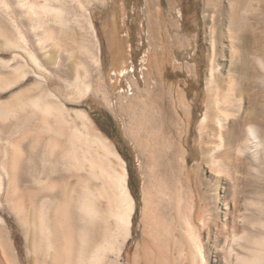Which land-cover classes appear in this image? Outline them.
Instances as JSON below:
<instances>
[{"label":"rangeland","instance_id":"obj_1","mask_svg":"<svg viewBox=\"0 0 264 264\" xmlns=\"http://www.w3.org/2000/svg\"><path fill=\"white\" fill-rule=\"evenodd\" d=\"M229 2L192 0L191 7H183V0H150L149 7L166 18L156 30L159 39L162 35L166 41L180 40L164 59L162 73L168 82L180 85L190 105L191 126L184 139L187 166L201 167L210 189L211 162H205L207 145L200 122L219 81L238 75L237 53L243 37L251 31L240 15L230 17ZM61 6L66 9L68 27L51 23L54 33L49 42L42 39L44 28L30 24L36 16L20 0H0V264H54L55 253L63 258L60 246L65 236H72L71 252L84 247V264H88L94 248L99 246L103 249L98 256L101 264H134L136 258L138 264H146L141 253L151 235L160 239L166 263L189 264L181 238L171 231L175 226L172 213L155 219L149 214L146 221L144 218L146 175L129 107L137 94V82L143 88L144 73L149 71L152 45L147 0H62ZM107 23L114 32L115 47L106 38ZM257 31L254 33L258 34ZM38 48L42 56L36 54ZM262 49L253 45L249 58L260 72L255 85L262 96L258 101L262 117L257 122L260 121L264 136V69L259 63L261 58L264 62ZM31 52L44 70H38L32 55H28ZM117 53L119 58L112 62ZM47 56L53 57V62L45 61ZM63 60L74 66L75 73L72 77L60 75L59 79L54 70ZM53 79L62 80V89L51 84ZM150 81L153 88L157 82L155 74ZM86 86L92 90L100 87L101 92H87ZM39 96L52 105L49 113L31 103ZM101 112L119 124L122 141L102 130L98 122ZM94 132L107 138L126 163L127 185L135 200L132 226L127 234L117 232L115 219L108 211L114 188L106 176L96 174L91 167L97 164L109 172L113 161L94 140ZM127 148L132 155L131 164L126 159ZM130 166L138 178L135 189L131 188ZM253 170L254 166L252 174L264 190V153L261 168ZM55 176L60 178L56 180ZM86 183L97 194L91 200L99 214L87 217L85 222L80 220L78 229L71 228L70 216L78 210V199ZM217 192L222 200L211 203L212 210L220 214L217 224L213 223L201 238L208 264H229L231 247L238 251L233 243V220L227 215L233 209L232 197L225 189ZM54 195L60 197L51 198ZM252 204L247 203L250 209L254 208ZM152 222L162 224L163 233L153 232ZM225 226L230 230L226 232ZM238 235L243 236V232ZM232 261L235 264L236 260Z\"/></svg>","mask_w":264,"mask_h":264},{"label":"bare ground","instance_id":"obj_2","mask_svg":"<svg viewBox=\"0 0 264 264\" xmlns=\"http://www.w3.org/2000/svg\"><path fill=\"white\" fill-rule=\"evenodd\" d=\"M20 2L24 8H28L29 13L36 16V19L30 20V24L44 28L45 33L42 39L50 42L53 38L54 29L50 26L51 23L68 27L66 9L61 6L62 0H20ZM230 2L232 12L230 17L233 16L235 19L240 15L244 26L247 29L250 27L251 31L243 37L242 48L237 53L240 61L237 68L238 75L219 81L215 95L211 94L213 97L209 100L208 108L200 122L202 137L206 138L204 144L207 145L205 162H211L212 189L207 188L201 167L189 168L187 166L184 139L191 126L190 105L180 85L168 82L164 78L165 73H162L163 56L171 48L179 45L178 40L166 43L163 42L162 37L159 39L157 36L156 28L163 22V17H160L159 22L155 23L151 29L152 51L147 63L149 71L144 73L145 86L142 88L137 82V94L132 98V104L129 107L133 124L136 127L135 142L143 159L146 175L143 198L145 221L149 220V214L155 219L161 216L168 217L169 213H172L175 226L171 228V231L181 238L189 264H208L206 247L201 237L202 233L210 231L211 225L220 215L212 210L211 203L213 200L215 202L222 200L217 194V191L222 189L229 191L232 197L233 209L228 211L227 215L233 220V243L236 244L238 250L231 247L229 264H234L232 259L236 260L235 264H264V190L260 189V181L256 180L252 174V166H254L253 171H259L261 168L264 153V136L258 125L260 121L257 122L261 116L258 101L262 96L260 97V91L255 85L259 70L255 69L249 58L253 45L260 50L264 47V0H230ZM256 29L259 30L260 33L257 31L259 35L254 33ZM19 34L23 41L27 40L20 31ZM38 35L36 33V36ZM38 50L41 49H35L36 54L41 55ZM36 54L28 55H32V61L38 70H44ZM45 59L47 62L54 60L53 57L48 56ZM259 63L264 69L262 58L259 59ZM96 64L98 65L99 62L97 61ZM82 68H84L83 65ZM54 71L59 76L66 77H72L75 73L74 66L64 60ZM154 74L157 82L152 88L150 80L153 79ZM37 75L39 79L45 80L42 75ZM59 81L53 79L51 84L56 86V89H62ZM86 91L100 93L101 88L97 87L92 90L90 86H86ZM42 97L39 96L31 103L43 112L49 113L52 105L46 104ZM95 133L94 140L99 142L113 161L109 166V172L97 164L91 167L96 174L106 176L111 187L114 188L113 195L109 199L108 211L115 219L117 232L127 234L132 226L135 200L127 185L126 163L113 149L112 143L107 138ZM59 178L54 177L56 180ZM96 195L90 184H84V189L78 199V210L76 209L73 215L69 213L71 228H77L80 220L83 221L87 217L99 214V208L91 200ZM59 197L58 195L51 196L53 199ZM248 201L253 203V209L248 207ZM152 218L150 217V220ZM162 227L163 225L158 222L151 223V228L155 233L156 231L161 233ZM227 227L225 226L226 232L230 230ZM241 231L243 236L238 235ZM62 235L59 237L61 238ZM63 238L64 243L60 246L63 258L55 253L53 263L84 264V247L80 246V250L75 253L73 250L71 252L73 244L70 238L72 236ZM161 249L160 239L151 235L145 240L141 259L146 264H168L163 258ZM102 251L100 246L94 248L92 259L88 261V264H101L98 256ZM170 257L173 258L172 255ZM134 264H138L137 258Z\"/></svg>","mask_w":264,"mask_h":264},{"label":"flooded vegetation","instance_id":"obj_3","mask_svg":"<svg viewBox=\"0 0 264 264\" xmlns=\"http://www.w3.org/2000/svg\"><path fill=\"white\" fill-rule=\"evenodd\" d=\"M191 7L192 6V0H183V7ZM105 28V33H106V38L107 40H109L110 44H113V46L115 47L117 44H115L114 39H113V31L111 29V26L109 23H107L106 26H104ZM119 45V44H118ZM115 56L112 57V62L119 58L118 53L114 54ZM117 57V58H116ZM98 116L100 118L101 124H103L107 130V132H109V134H111L115 139H118L119 141H122V132H121V127L119 126L118 123H116L113 119L109 118L106 114L104 113H98ZM127 152H128V157H126V159L130 162V158L132 157L131 153L128 151L127 148ZM130 173H131V188L135 189L138 186V178L136 176V174L134 173V171L132 170V166H130Z\"/></svg>","mask_w":264,"mask_h":264},{"label":"crops","instance_id":"obj_4","mask_svg":"<svg viewBox=\"0 0 264 264\" xmlns=\"http://www.w3.org/2000/svg\"><path fill=\"white\" fill-rule=\"evenodd\" d=\"M150 0H147V13H149V20H150V23H151V29H152V26L155 24V23H157V22H159V20H160V17H163V22L159 25V26H157V28H159L160 26H162V24L163 23H165L166 22V18L162 15V14H160L161 12L160 11H158V12H156L158 15L156 16L155 14L156 13H154V12H152L151 10H150ZM152 13H154V14H152ZM155 15V16H154ZM154 16V17H153ZM159 18V19H158ZM183 18V17H182ZM157 19V20H156ZM158 25V24H157ZM157 28H156V30H157ZM151 36H152V30H151ZM160 37H162V40H163V42H166V43H168V42H173V41H175V40H178L179 41V44H180V40L178 39V38H175L174 40H169V41H166L165 39H164V37L161 35ZM173 48H175V47H173ZM173 48H171V49H173ZM171 51V50H170ZM170 51L169 52H167L164 56H163V58H162V61H164V59L166 60V57H169L170 55H169V53H170ZM170 59V58H169Z\"/></svg>","mask_w":264,"mask_h":264},{"label":"trees","instance_id":"obj_5","mask_svg":"<svg viewBox=\"0 0 264 264\" xmlns=\"http://www.w3.org/2000/svg\"><path fill=\"white\" fill-rule=\"evenodd\" d=\"M98 122H99V123L101 122L99 118H98ZM101 128H102V130H103V131H104L109 137L112 138V135L109 134V132H107V130H106V128H105V126H104L103 124H101Z\"/></svg>","mask_w":264,"mask_h":264}]
</instances>
